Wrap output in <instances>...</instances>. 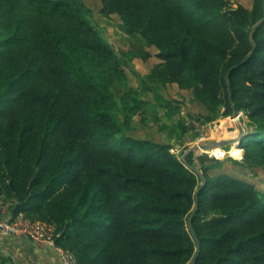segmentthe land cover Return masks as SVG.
<instances>
[{"label": "trees", "instance_id": "16d2710c", "mask_svg": "<svg viewBox=\"0 0 264 264\" xmlns=\"http://www.w3.org/2000/svg\"><path fill=\"white\" fill-rule=\"evenodd\" d=\"M98 1L100 15H117L139 45L133 56L149 58L143 43L156 48L161 63L150 75L190 89L212 113L206 121L247 115L242 163L264 168V19L249 34L263 0L249 9L231 0ZM91 16L84 0H0V197L14 216L53 225L78 264H187L200 183L192 152L183 162L170 144L124 132L99 70L124 71ZM131 101L130 115L142 104ZM201 170L195 264H264V191L211 176L206 163Z\"/></svg>", "mask_w": 264, "mask_h": 264}, {"label": "rangeland", "instance_id": "374dc122", "mask_svg": "<svg viewBox=\"0 0 264 264\" xmlns=\"http://www.w3.org/2000/svg\"><path fill=\"white\" fill-rule=\"evenodd\" d=\"M231 1L233 6L239 3L248 9L252 5V0ZM84 2L92 10L91 23L97 26L106 42L116 51L124 71V78L113 70L100 69L99 73L102 87L109 97V105L125 133L134 137L167 142L173 149L172 152L181 157L195 143L235 138L239 134V124L245 133L252 129L243 111L233 116L220 115L206 121L205 118H210L212 113L192 99L190 89H179L174 82L160 83L150 75L152 67L161 63L156 57L157 50L153 45L141 44L151 53L148 59L133 56L139 45L124 31L121 19L115 14L109 17L101 16L98 0ZM131 99H138L142 104L130 115L125 106L132 103ZM179 124L185 125L184 133H181ZM221 124L226 126L225 133L219 128ZM199 126L202 128V139H199L201 136L200 130L197 129ZM232 145L234 143L221 147L225 155L219 158L210 155V151L202 149L191 151L193 155L191 165L201 169L206 163L207 173L211 176L218 173L231 174L253 183L258 190L264 191V168L242 163V147L237 144L240 147H237L240 153L238 155L229 152ZM10 202L0 197L2 207L4 203L10 205Z\"/></svg>", "mask_w": 264, "mask_h": 264}, {"label": "built area", "instance_id": "2783aa9c", "mask_svg": "<svg viewBox=\"0 0 264 264\" xmlns=\"http://www.w3.org/2000/svg\"><path fill=\"white\" fill-rule=\"evenodd\" d=\"M200 138L202 139V128L199 126ZM172 152L173 149L171 148ZM0 234L15 235L27 238L37 246H48L58 253L60 264H78L75 254L56 242L57 233L53 225L39 220H30L22 214L14 216L0 205ZM0 264H5L0 260Z\"/></svg>", "mask_w": 264, "mask_h": 264}, {"label": "crops", "instance_id": "0c3cea01", "mask_svg": "<svg viewBox=\"0 0 264 264\" xmlns=\"http://www.w3.org/2000/svg\"><path fill=\"white\" fill-rule=\"evenodd\" d=\"M3 206L7 212L10 210L8 203ZM0 260L5 264H60L55 249L37 246L27 238L9 234H0Z\"/></svg>", "mask_w": 264, "mask_h": 264}, {"label": "water", "instance_id": "95a60500", "mask_svg": "<svg viewBox=\"0 0 264 264\" xmlns=\"http://www.w3.org/2000/svg\"><path fill=\"white\" fill-rule=\"evenodd\" d=\"M263 19H264V0H263V17L259 21H257L250 28L249 34L257 26H259L262 23ZM251 46H252V49H253V43L252 42H251ZM252 49L239 63L233 65L232 67H230L227 70V72L224 75V79H225L226 82L228 81L229 74L233 70H235L238 66L243 64L249 58V56L251 55ZM227 89H228L229 97L231 98L230 86H229L228 83H227ZM238 131H239V134L235 138L221 139V140L207 141V142H198V143L193 144L191 147H189L187 152L197 151L199 149H202V150H205V151H209V150L213 149L214 147H223L225 145H230L231 143H235V142L237 144H239L240 141L246 136L247 133H245L244 128L240 124L238 125ZM186 153H184L181 157H179L180 161L185 162V158L184 157H185ZM190 168L199 176V179H200V183L196 187V189L194 191V194H193V207H192L191 211L189 212V214L187 216V229H188L189 234H190V236H191V238H192V240L194 241V244H195L194 253L191 256L190 260L187 262V264H195V261L197 259L198 254H199V251H200V241H199V239L197 237V234L195 232V229L193 227L192 220H193V217H194V215H195V213L197 211V208H198L199 191L206 184V177L204 176L202 170L199 167L194 166V165H190Z\"/></svg>", "mask_w": 264, "mask_h": 264}, {"label": "bare ground", "instance_id": "6f19581e", "mask_svg": "<svg viewBox=\"0 0 264 264\" xmlns=\"http://www.w3.org/2000/svg\"><path fill=\"white\" fill-rule=\"evenodd\" d=\"M235 119H237V118H235ZM239 122V121H238ZM240 123V122H239ZM219 128H220V130L223 132V133H225L226 132V126H225V124H221L220 126H219ZM233 134V133H232ZM231 134V135H232ZM226 135V134H225ZM229 136V135H228ZM237 147H239V146H237V143L235 142L234 143V145H232L231 147H230V150H229V152H231V153H237L238 155L240 154L239 153V150H237ZM240 148V147H239ZM242 150V149H241ZM211 153H210V155H212V156H215V157H217V158H219V157H221V156H224L225 155V153H224V150L221 148V147H214L213 149H211V150H209ZM236 154V155H237ZM237 155V156H238Z\"/></svg>", "mask_w": 264, "mask_h": 264}]
</instances>
